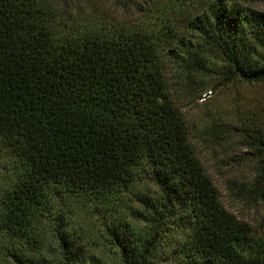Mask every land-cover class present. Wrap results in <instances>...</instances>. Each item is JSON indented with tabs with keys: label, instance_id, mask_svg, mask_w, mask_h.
<instances>
[{
	"label": "trees",
	"instance_id": "1",
	"mask_svg": "<svg viewBox=\"0 0 264 264\" xmlns=\"http://www.w3.org/2000/svg\"><path fill=\"white\" fill-rule=\"evenodd\" d=\"M78 1L0 0V264H264V130L241 128L244 221L176 101L210 78L264 83V12Z\"/></svg>",
	"mask_w": 264,
	"mask_h": 264
},
{
	"label": "rangeland",
	"instance_id": "2",
	"mask_svg": "<svg viewBox=\"0 0 264 264\" xmlns=\"http://www.w3.org/2000/svg\"><path fill=\"white\" fill-rule=\"evenodd\" d=\"M264 12V0H233ZM113 0H79L78 8L87 14L107 13ZM107 11V12H106ZM86 14V15H87ZM213 77V75H212ZM205 92L187 96L179 93L176 101L189 122L193 149L219 192L224 207L238 219L250 221L254 211L238 202L233 194V183L249 177V156L243 143L241 128L264 130V83L225 85L210 78ZM0 175V190L5 184ZM1 195V194H0ZM83 213L75 225L94 228Z\"/></svg>",
	"mask_w": 264,
	"mask_h": 264
}]
</instances>
